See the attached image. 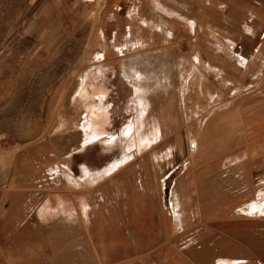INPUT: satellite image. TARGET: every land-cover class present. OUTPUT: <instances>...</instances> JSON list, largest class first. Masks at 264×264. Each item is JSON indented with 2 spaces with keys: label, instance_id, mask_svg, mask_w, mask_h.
I'll list each match as a JSON object with an SVG mask.
<instances>
[{
  "label": "rangeland",
  "instance_id": "1",
  "mask_svg": "<svg viewBox=\"0 0 264 264\" xmlns=\"http://www.w3.org/2000/svg\"><path fill=\"white\" fill-rule=\"evenodd\" d=\"M261 84L264 0H0L1 174L128 163L96 182L100 259L106 206L113 262L264 264Z\"/></svg>",
  "mask_w": 264,
  "mask_h": 264
},
{
  "label": "crops",
  "instance_id": "2",
  "mask_svg": "<svg viewBox=\"0 0 264 264\" xmlns=\"http://www.w3.org/2000/svg\"><path fill=\"white\" fill-rule=\"evenodd\" d=\"M256 91L260 94L254 97L253 103H264V85H258L248 94ZM152 149L145 147L137 154L143 156ZM169 153L171 151L165 157L154 153L153 163L161 166V159L171 158ZM133 160L135 159L129 163ZM18 166L15 156L7 165V172L0 173V234H7L5 245H1L0 238V256L6 264H127L116 260L113 262L111 259L112 248L108 241L111 217L106 206L102 259L99 254L101 250H97L96 244V182L116 174L118 166L98 180H89V177L83 175L86 169L89 173L99 172L101 169L96 171L89 165H82V171L81 167L71 163L48 165L45 169L47 178L40 183L28 180L33 177L32 173L39 172L38 169L26 164ZM17 168H21L18 173ZM179 198L183 203V196ZM171 215L176 227L174 212ZM181 216L183 218L182 213ZM152 242L151 238L143 241L145 244H142L143 250L139 256L153 251ZM122 247L124 246L120 245L118 248L115 245L114 251L118 253ZM132 247L136 249V245L133 244ZM127 248L130 249V245Z\"/></svg>",
  "mask_w": 264,
  "mask_h": 264
},
{
  "label": "bare ground",
  "instance_id": "3",
  "mask_svg": "<svg viewBox=\"0 0 264 264\" xmlns=\"http://www.w3.org/2000/svg\"><path fill=\"white\" fill-rule=\"evenodd\" d=\"M189 26L191 27V29H193L194 28V21H191V22H189ZM187 79H188V77H186L185 79H184V81L185 82H187ZM183 86V85H182ZM184 87V86H183ZM100 88H101V86L100 85H94V92H96L97 93V91L98 90H100ZM166 89H169V88H166ZM182 89H184V88H182ZM166 91V90H165ZM185 93V92H184ZM184 96V95H183ZM143 99H144V97H142V101H143ZM93 118V117H92ZM67 121V120H66ZM140 121V120H139ZM131 129H132V127L130 126V131H131ZM156 133V132H155ZM148 135H149V133L147 132V131H143L142 132V134L139 136V138H138V141H139V148H138V150L137 151H140V149H143L141 146H143V147H146L147 146V141H148ZM96 139H97V137H95V134L94 133H92L89 137H88V140H87V143L86 144H91V143H94L95 141H96ZM194 140H196V138H194ZM104 141V140H103ZM196 142V141H195ZM133 143H135V142H133ZM136 144V143H135ZM197 144V143H196ZM129 146L130 147H132V143L131 142H129ZM239 159V158H238ZM236 162V161H235ZM103 171V170H102ZM110 171V170H109ZM99 173V172H98ZM104 173H105V171H104ZM85 174H86V177H89V180H92V179H95V180H98L99 178H100V176H102V174L101 173H99V176H95L94 175V173L92 174V173H89V171H88V169H86L85 170ZM101 174V175H100ZM95 183V182H94ZM175 198H173V206L175 207V211L177 212V213H175L176 215V218L180 221V223L179 224H182V216H181V213H182V211H181V209H180V207H181V200L179 201L177 198V196H179V195H174V194H172ZM175 200H176V202H175ZM83 204V203H82ZM53 207V206H52ZM81 207H83V206H81ZM86 207V206H85ZM84 207V208H85ZM263 209V206L261 205L260 206V208H259V211H261ZM264 210V209H263ZM82 211H84V210H82ZM233 260H237V259H233ZM233 260L232 259H228V260H226V262L227 263H233ZM240 262V261H239ZM237 263V262H236Z\"/></svg>",
  "mask_w": 264,
  "mask_h": 264
},
{
  "label": "built area",
  "instance_id": "4",
  "mask_svg": "<svg viewBox=\"0 0 264 264\" xmlns=\"http://www.w3.org/2000/svg\"><path fill=\"white\" fill-rule=\"evenodd\" d=\"M3 166H4V158H3V154L0 152V173L3 170ZM1 196H2V188L0 186V200H1Z\"/></svg>",
  "mask_w": 264,
  "mask_h": 264
}]
</instances>
